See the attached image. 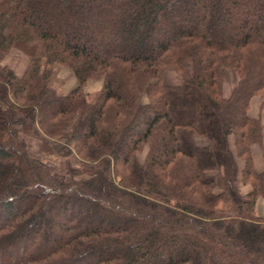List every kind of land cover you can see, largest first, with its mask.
I'll return each instance as SVG.
<instances>
[{
  "label": "trees",
  "instance_id": "obj_1",
  "mask_svg": "<svg viewBox=\"0 0 264 264\" xmlns=\"http://www.w3.org/2000/svg\"><path fill=\"white\" fill-rule=\"evenodd\" d=\"M262 93L264 0H0V264H264ZM27 136L80 169L57 176Z\"/></svg>",
  "mask_w": 264,
  "mask_h": 264
},
{
  "label": "rangeland",
  "instance_id": "obj_2",
  "mask_svg": "<svg viewBox=\"0 0 264 264\" xmlns=\"http://www.w3.org/2000/svg\"><path fill=\"white\" fill-rule=\"evenodd\" d=\"M30 57L24 53L19 48H12L9 53L4 57L3 64L10 66L14 71L19 75H23L25 70L28 67ZM222 80H223V94L226 97L231 96L234 87L239 81V75L233 68H223L222 69ZM76 76L73 74L72 70L64 65H57L55 68V75L53 77L52 83L59 90V92L67 94L75 86H78L76 83ZM163 82L168 85H180L182 83L181 78L177 75L174 69H168L163 77ZM103 85V79H92L85 86L84 91L90 95V98L98 92ZM264 101V93L254 96L251 99L249 114L252 117H259L260 121L264 115V108H262L261 103ZM254 108V112H251L250 109ZM262 126V124H261ZM233 140V139H231ZM27 143L29 151L32 155L44 159L47 163L53 166L55 174L59 177L67 175L77 169H80L79 161L74 158H59L56 155H50L42 151V144L38 138L27 136ZM147 148L144 149L139 154V159L144 160L146 156Z\"/></svg>",
  "mask_w": 264,
  "mask_h": 264
},
{
  "label": "crops",
  "instance_id": "obj_3",
  "mask_svg": "<svg viewBox=\"0 0 264 264\" xmlns=\"http://www.w3.org/2000/svg\"><path fill=\"white\" fill-rule=\"evenodd\" d=\"M77 80V78H76ZM78 84V80L76 82ZM76 87V86H75ZM68 93V92H67ZM251 112H254V108L251 107L250 109ZM254 114H257L254 112ZM262 124V143L261 144H254L252 146V153H253V158H254V163L257 171H262L264 169V115L261 120ZM195 142L197 145H206L208 143V140L203 137V136H195ZM243 162H239V174H238V180H237V189L240 192L242 196H246L250 190H251V185L250 184H245L242 181V168H243ZM256 214L258 216L264 217V198L260 197L258 198L256 202Z\"/></svg>",
  "mask_w": 264,
  "mask_h": 264
}]
</instances>
